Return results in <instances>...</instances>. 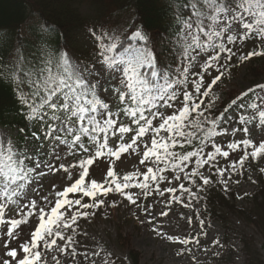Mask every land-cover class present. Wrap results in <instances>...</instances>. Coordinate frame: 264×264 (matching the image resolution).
<instances>
[{
	"label": "snow or ice",
	"instance_id": "obj_1",
	"mask_svg": "<svg viewBox=\"0 0 264 264\" xmlns=\"http://www.w3.org/2000/svg\"><path fill=\"white\" fill-rule=\"evenodd\" d=\"M175 4L174 28L167 41L169 50L180 53L181 66L175 72L162 63L153 37L142 26L122 38L118 32L94 31L99 67L74 62L66 51L43 46L35 60L25 56L22 46L9 60L0 57V79L13 87L25 120V126L18 129L22 140L0 133V227L7 225L4 247L9 258H0L2 264H46L45 250L51 252L54 247L65 255L70 249L73 259L81 256L96 264L94 258H101L102 264H111V253L102 247L91 254L78 253L73 236L65 235L69 230L76 232L79 219L94 215L87 209L104 204L98 196L116 192L139 208L141 197L147 199L153 193L163 197L167 192L183 203L177 191L198 199L185 181L202 191L213 183L205 175L208 171L220 178L218 182L227 192L231 176L224 179L226 172L236 174L246 161L264 159V140L218 139L240 132L250 137L249 125L264 126V84L241 93L222 112H213L219 99L213 95V86L226 74L233 58L242 64L264 56L260 46L237 55L238 43L248 39L264 45V0H175ZM212 71L217 74L205 83L206 74ZM249 93L252 96L245 101ZM236 109L243 112L236 114ZM233 121L243 127L231 126ZM61 147L82 158L57 167L50 157L62 159L58 154ZM236 151L242 152L238 160L228 167L218 166V157L228 159ZM123 154L139 156L146 171L121 177L110 165L103 182L88 180L89 168L97 160L114 162ZM70 168L80 169L78 179L62 190H55L54 185V204L44 196L45 206H38L31 197L38 178L62 170L71 180ZM169 170L170 177L166 175ZM259 170L264 173V167ZM173 181L179 182L178 187L170 186ZM162 182L169 186L162 189ZM76 194L80 198H70ZM83 197L91 203H83ZM144 211L148 213L146 206ZM36 216L39 223L30 239L10 248L11 241L19 238L17 229ZM166 239L185 250L190 243L199 244L198 239L171 235Z\"/></svg>",
	"mask_w": 264,
	"mask_h": 264
},
{
	"label": "rangeland",
	"instance_id": "obj_2",
	"mask_svg": "<svg viewBox=\"0 0 264 264\" xmlns=\"http://www.w3.org/2000/svg\"><path fill=\"white\" fill-rule=\"evenodd\" d=\"M79 12L85 17H95V10L89 3L80 5ZM123 27L124 24L119 19H110L106 24L91 26L80 40L82 56L83 51H85L83 59H77L75 54L69 55L74 62H83L89 65L95 63L99 67V60H93V55H98L93 32L114 31L121 34ZM258 46L264 47L255 39L240 42L237 45L239 48L237 55L245 54ZM173 49L171 53L167 54L168 57L163 54L161 61H167L170 69L175 72L181 66L180 53L174 52ZM156 51L158 55H162L160 48H157ZM171 55L174 56L169 61L168 58ZM249 68L255 70L250 71ZM216 74L214 71L206 74L205 83H209L211 77ZM113 83H116V81H113ZM259 84H264V56L254 57L242 64L238 63L237 58L234 57L226 74L213 86V95L219 98L216 100L215 105L222 100H227L230 103L232 99H235L241 93L250 88H255ZM259 91L257 89V92ZM251 96L252 93H249V96L244 97V100H249ZM241 112L243 110L236 109V114ZM229 114H232V109ZM224 126L228 127L229 125L225 124ZM231 126L243 127L237 125L235 121L232 122ZM249 128L250 137H244V133L240 132L235 137L229 134L227 137H219L218 139L227 142L242 137L264 140V126H256V122H254L253 125H249ZM0 133L12 136L13 139H23L22 135L13 129L0 128ZM48 150L46 146L45 151ZM58 154L62 159L57 160L54 157H50L57 167L60 164L76 163L79 158H82L69 154L63 147L58 149ZM241 155V151H236L230 152L228 159L218 157V166L228 167L232 161L238 160ZM139 159L140 157L136 154H123L121 160L114 162L108 158L99 159L89 168L88 180L94 179L97 182H103L110 165L114 167L118 176L121 177L137 170L146 171L145 166L139 164ZM252 162L253 165L251 164ZM254 162L256 161H246L243 169H239V165H237L239 170L236 174L225 173L224 179L231 176L227 192L224 190V185L218 182L219 177L205 171V175L211 176L213 180L210 185L214 186L217 192L224 197L221 196L225 207L228 209V212L219 210L217 214L219 222L215 221L212 224H206L204 221L203 209L207 188L203 186L202 191H197L191 184L185 183V187L191 188L193 192H196L198 199L189 197L187 193L182 194L177 191L176 196L183 201L181 203L173 200L170 193L165 192L163 197L153 193L147 199L141 197L138 203L142 207L138 208L116 192H110L107 196H98V199L104 200V204L95 209H87L86 211L94 212V215H90L87 219H79L78 227L74 226L76 227V232L73 233L69 230L65 235L73 236L75 240L73 247L76 248L78 253L87 252L91 254L102 247L104 252L111 253V264H132L129 251L138 255V264H264L263 234L243 217L246 213L254 214L258 206L262 205L264 208V200L259 195L264 187V173L259 170L264 167V159L257 162L256 165H254ZM69 172L72 176L71 180L68 178L69 174L62 170L57 171L55 174L38 178L35 190L31 193V197L37 201L38 206H45V202L42 200L44 196H47L49 201L54 204V185L56 186L55 190L58 191L78 179L79 168H70ZM166 175L170 177L173 173L170 170ZM178 184V181H173L170 186L178 187ZM167 186L169 185L165 182L160 185L162 189ZM130 191L138 193L139 189H131ZM70 198H80V194ZM165 200L168 201V205L165 204ZM82 202L91 203L87 197H83ZM113 202H115V206H112ZM189 202L190 206H186ZM46 206L51 207V204ZM145 206L148 209V213L144 211ZM161 212H168V215L163 216ZM262 215L264 217V211ZM262 220L264 223V218ZM201 221L203 222L202 224ZM38 223V216L30 217L27 224L21 225V228L17 229L19 238L12 240L9 247L18 248L20 243L28 241L31 232L35 230ZM6 229L7 225L0 227V258L3 259H9L5 256L6 249L4 247V241L8 239L4 235ZM158 233L163 235H158ZM119 235L122 237L120 240H118ZM168 235L190 240L198 239L199 244L190 243L187 245L188 250H185V246L168 241L166 239ZM243 240H246V245L248 246L246 250ZM216 241H219V243H214ZM63 243L58 241V244L62 245ZM247 250H249V258L246 255ZM68 251L69 255H65L54 247L51 252L45 250L43 259L46 264H57V260L53 259V257L59 260V264H90V261L84 260L81 256L73 259L70 256L71 250L69 249ZM180 252L183 254H178ZM103 256L104 253H101V257ZM94 259L96 264H102L101 258ZM254 259L255 261H252ZM0 264H2V260H0Z\"/></svg>",
	"mask_w": 264,
	"mask_h": 264
},
{
	"label": "trees",
	"instance_id": "obj_3",
	"mask_svg": "<svg viewBox=\"0 0 264 264\" xmlns=\"http://www.w3.org/2000/svg\"><path fill=\"white\" fill-rule=\"evenodd\" d=\"M84 3L92 5L95 17H85L79 12V6ZM176 6L175 0H0V57L7 61L15 49L22 46L25 56L35 60L38 50L43 46L45 49L70 52L78 59H83L85 51L82 56L81 37L95 24L103 25L110 19H119L124 24L121 38L136 27L142 26L146 33L153 37L155 49L162 50V55H159L161 60L163 54L168 57L167 54L171 53L167 41L174 28L172 9ZM173 51L176 52L175 49ZM173 56H169L168 60L171 61ZM97 59L99 56L93 55V60ZM162 63L168 67L167 61ZM229 104L227 100H222L215 105L213 112L220 113ZM22 112L13 87L0 79V128L13 129L19 134L18 129L25 126ZM251 164L253 165V162ZM256 164L257 161L254 162V165ZM205 187V222H219V210L228 212L223 203L224 197L214 186ZM262 189L259 195L264 200V187ZM263 211L261 205L256 208L254 214L246 213L243 217L258 228L264 238ZM121 238L119 235L118 240ZM243 244L246 250V240H243ZM246 255L249 258V250ZM129 256L132 264H138V255L135 252L129 251Z\"/></svg>",
	"mask_w": 264,
	"mask_h": 264
}]
</instances>
